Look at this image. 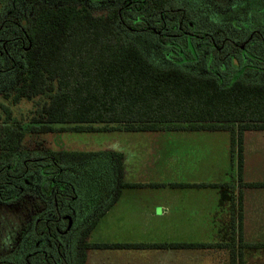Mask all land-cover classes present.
I'll use <instances>...</instances> for the list:
<instances>
[{
    "label": "trees",
    "instance_id": "1",
    "mask_svg": "<svg viewBox=\"0 0 264 264\" xmlns=\"http://www.w3.org/2000/svg\"><path fill=\"white\" fill-rule=\"evenodd\" d=\"M149 1L145 6L162 10L163 0ZM170 5L174 8L172 0ZM25 34L26 50L22 58H17L16 66L11 67L8 78L11 81L17 73V85L4 97L12 104L22 99L45 98L37 104L31 118V133L226 132L230 135V161L236 168L233 180L237 194L228 199L236 207V223L232 222L233 229L236 225V237L232 234L228 242L217 244H90L87 238L123 189L165 185L125 183L123 155L118 152L29 153L22 145L24 131L20 126H0V162L12 167L22 153L27 158L42 159L40 165H28L29 170L43 169L49 177L55 175L59 185L74 189L76 217L70 229L73 264H85L86 251L90 249L223 248L228 250V264H244L247 249L264 250V243L248 244L242 239V189L264 187L260 183H244L242 178L244 134L264 131L263 85L217 86L210 79L187 73L183 66H178L179 59L174 58V66H165L162 60L155 63L133 36L118 29L115 15L103 17L77 7L42 6L33 12ZM174 47L170 55L177 57L179 46L174 44ZM53 125L67 127L55 130ZM6 153L9 155L5 156ZM83 170H87L86 175ZM87 175L92 178L90 184ZM83 185L94 194L86 204H82L85 197L82 193H88L85 191L88 188ZM169 185L233 188L228 183ZM64 195L57 199L59 211L61 202L67 201ZM66 225L62 220L57 222L59 230Z\"/></svg>",
    "mask_w": 264,
    "mask_h": 264
},
{
    "label": "flooded vegetation",
    "instance_id": "2",
    "mask_svg": "<svg viewBox=\"0 0 264 264\" xmlns=\"http://www.w3.org/2000/svg\"><path fill=\"white\" fill-rule=\"evenodd\" d=\"M149 2L0 0V78H10L11 67L16 66L17 58H22L26 50L25 31L36 9L42 6L53 9L77 7L90 13L92 8L103 7L106 10L102 16L115 15L118 29L133 36L134 41L138 38L151 41L158 52L165 53L156 55L157 58L152 56L154 61L162 60L174 66L175 58L181 60L178 66L201 65L200 71L187 73L210 79L217 86L233 83L264 86V0H230L229 11H235L237 17L228 23L217 21L210 24V31L199 28L184 8H172L170 0H163L161 11H156L153 6H145ZM174 44L179 46L177 57L170 55L176 49ZM27 151L49 150L36 148ZM41 160L27 158L22 153L12 167L0 162V206H20L27 203L28 197L33 202L30 204L33 207L29 210V221L23 222L19 239L9 249L7 256L0 257V264L74 263L73 235L70 232L76 217L74 189L69 190L65 184L59 185L56 176L49 177V173L43 169L29 170L28 165H40ZM61 194H65L67 201L61 202L59 211L57 199ZM59 220L67 224L63 230L57 227Z\"/></svg>",
    "mask_w": 264,
    "mask_h": 264
},
{
    "label": "crops",
    "instance_id": "3",
    "mask_svg": "<svg viewBox=\"0 0 264 264\" xmlns=\"http://www.w3.org/2000/svg\"><path fill=\"white\" fill-rule=\"evenodd\" d=\"M177 133L180 134L149 133L154 135L148 136L142 147L140 142L131 140H126L123 146L120 144L117 152L123 155L125 183L165 186L123 189L119 199L100 218L87 243L217 244L228 242L232 234L237 236L236 225L234 229L232 226L233 220L236 223V207L228 199L237 194L233 180L236 168L230 161V135L226 132H216L217 136H213L216 133L208 132ZM221 135H228V140L220 138ZM219 142L223 143L222 148ZM220 153L222 156H219ZM145 155L148 156L147 160L142 158ZM150 156L154 159H149ZM204 156L209 157L202 159ZM136 159L146 166L144 177L139 179H133L135 169H130L129 165L130 162L132 168L135 167ZM242 178L244 183L264 184V131L244 134ZM223 183L233 184V188L169 185ZM158 208L161 212L159 215ZM97 229L104 233L100 232L99 241H91ZM242 239L248 244L264 243V187L242 189ZM215 254L224 257L222 263L215 264H228V250L223 248L90 249L86 251L85 264H92L91 259L97 256L107 260L121 258L128 261H106L104 264H201L204 255L210 257ZM251 255L263 256L264 250H245L244 264H249ZM208 260L211 261V258ZM94 264H97L96 261Z\"/></svg>",
    "mask_w": 264,
    "mask_h": 264
},
{
    "label": "rangeland",
    "instance_id": "4",
    "mask_svg": "<svg viewBox=\"0 0 264 264\" xmlns=\"http://www.w3.org/2000/svg\"><path fill=\"white\" fill-rule=\"evenodd\" d=\"M172 6L174 9L184 8L187 11L188 17L193 21L196 22L198 27L202 30L210 31L213 23L220 21V22H229L231 19H235L238 15L235 11H229L230 8V0H172ZM233 6H235L233 4ZM228 9V10H227ZM103 7L100 8H92L90 11L95 16H102L104 15ZM223 28V27H219ZM137 45H139L144 53L152 59V56L160 55L157 51L156 46L151 43V41H147L145 39L138 38L135 40ZM161 56V55H160ZM157 58V57H156ZM159 58V57H158ZM17 60V59H16ZM153 60V59H152ZM160 62V61H159ZM155 61V63H159ZM165 66H169L170 64L163 61ZM201 66V65H200ZM200 66H183L184 70L187 71H200ZM17 68L15 69V71ZM17 73H14V78L9 81L8 78L5 77L0 78V126H4L6 123L10 126H20L24 131V138H23V146L26 150H35L36 148L49 150L53 152H60V151H77V152H110V151H119L120 144L123 146L126 143V140H131L135 142H140V146H144L147 141V137L154 135V134H129L124 132H108V133H98V134H75V133H64L60 131H56L53 133L47 134H38V133H31L30 121L33 117L35 109L38 103H42L44 101V97L36 98L32 101L27 100H20L16 104H12L11 101L4 97L5 94L8 93L10 95L11 92L14 91L15 86L17 85ZM55 130H60L61 128L67 127L65 125H53ZM31 131V132H30ZM158 135V133H155ZM161 134V133H159ZM165 134V133H162ZM173 133H168L167 135H172ZM180 133H175L173 135H179ZM195 134V133H194ZM201 135V134H198ZM216 133L213 136H217ZM201 136H211L209 134H202ZM226 136V137H225ZM221 135L220 138L228 140V135ZM227 138V139H226ZM217 144V141H215ZM222 142V140H221ZM218 145V144H217ZM223 143L219 142L220 148H222ZM137 148V147H136ZM219 156H222L220 153ZM209 156H204L202 159H208ZM145 160L148 159V156L142 157ZM151 160L154 157L150 156ZM134 164L135 167L132 168L130 162V169H135L133 172V179H139L144 177L143 170H146L145 164L137 161ZM141 160V159H139ZM131 161V160H130ZM142 161V160H141ZM222 161V160H221ZM146 163V162H145ZM95 166V165H94ZM156 168V167H154ZM88 172H90V167L86 168ZM86 170V171H87ZM93 170V169H92ZM85 170L82 172L86 175ZM89 178L90 176L87 175ZM88 178V184L92 182V178ZM84 188H88L85 191L88 193H82L84 197L82 204H86L89 201V198L93 197L94 194H90L89 187L83 185ZM102 191V186L99 192ZM30 197H28L27 203H22L20 206H11V207H1L0 206V257L7 256L9 249L17 242L20 237L22 231L23 222H28L30 219L29 210L33 206V202H30ZM106 198L104 199V201ZM156 200V199H155ZM156 203V202H154ZM153 203V204H154ZM105 205V204H104ZM160 209H157V214L159 215ZM114 221L111 224L113 228ZM98 232L92 236L93 238L91 241H99V236L101 233ZM210 256L207 257L204 255L202 258L204 262L201 264H212L215 263H222L224 257L222 255ZM107 257V256H105ZM211 258V261L208 260ZM102 259L100 256L92 258V264L96 261L97 264H104L106 261L114 262V263H124L128 262L127 260H121V258H117V260H113L111 258ZM172 261H175L173 259ZM208 261V262H206ZM249 264H264V255L263 256H249Z\"/></svg>",
    "mask_w": 264,
    "mask_h": 264
}]
</instances>
